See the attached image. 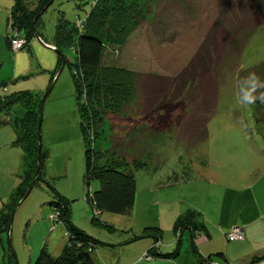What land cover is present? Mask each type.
Masks as SVG:
<instances>
[{
  "label": "rangeland",
  "instance_id": "374dc122",
  "mask_svg": "<svg viewBox=\"0 0 264 264\" xmlns=\"http://www.w3.org/2000/svg\"><path fill=\"white\" fill-rule=\"evenodd\" d=\"M169 1L175 0H161L157 6L158 9L161 10L163 4ZM91 2L92 0H54L42 14L39 34L48 44H51L57 17L63 14L70 23H74L76 19H84L91 8ZM227 3L228 0H189L191 9L173 10L172 24L168 33L160 35L159 38H153L148 33V26L143 24L129 36L122 55L127 58L125 61L130 70L156 76L146 81L153 82L155 85L142 86L139 96H136L137 104L133 103L129 107V117L121 120L119 124L129 129L127 131L129 142L128 140L125 142L130 143L129 152H132V148L138 149L137 146L141 143L144 145L142 147L145 150L144 156L150 166L154 168L160 166L165 174L181 167L177 172L179 180L182 179L180 176L184 177L182 165L190 161L192 164L195 163L191 165L192 170L187 176L188 185H182L186 188L188 196L191 192H195L197 180L199 182L201 179L206 180L202 177L210 174L211 170L218 171L221 179L230 177L237 181L253 180L256 173L251 167L252 163L258 161L261 155L264 157V152L258 154L257 151H261L256 149L259 146L264 151V123L259 119L256 109L264 110V66L259 73L255 70L251 72L253 75L250 77L245 75V82L242 84L243 92H241L243 95H249L251 100H243L240 97L238 86V74L241 70L264 62V24L250 29L251 26H247L250 22L244 20L243 24L247 22V27L238 37H233L229 51L221 60L217 69V103L209 115L208 122V131L212 130V135L204 142L188 147L187 141L181 139L183 133L180 129L185 126L189 115L193 112V103H196V100L191 99L192 96L183 98V101L179 96L176 100L174 96L171 102L165 105L167 107L160 106L157 101L146 111L141 108L145 107V102L159 94L160 91L157 89L164 83L159 76L173 77L194 56L215 17L218 14H221V18L225 16L226 11L224 15L222 14L226 10L223 8ZM10 6L11 0H0V61L2 62L0 82L14 77L17 69L15 56L4 41V35L8 31L6 17ZM235 12L238 13V10ZM227 21L236 23L237 17L232 18V13H229L228 18L225 19V22ZM150 22L151 19L148 23ZM44 51L52 59L42 62L39 69L35 68V59L40 57L41 53L38 55L34 50L31 51L27 60L18 64L19 71L23 65L35 67L29 72H22L21 74L30 76L26 80H19L18 86L14 87L29 88L42 99L54 80V85L43 104L40 128L41 145L47 151V157L43 161L39 178L26 197L13 210L9 234L7 231L0 233V264H30L36 258L43 243H46V248L53 255L60 253L62 248L54 250L52 244L47 245L52 240L67 239L63 222L53 223L50 217L54 210L50 202L58 195L68 203L70 217L79 228L100 241L110 244L109 246L98 245L94 249L93 257L96 264H129L130 260L138 257L131 256L133 251H130V248L137 246L135 245L137 242H143L142 237L134 242L130 236L142 233L147 224H156L159 215L168 208V205L156 206L155 201H150L148 198L150 191L147 190L149 181H146L148 175L145 174V170L139 169L136 171L138 187L132 213L102 211L98 215L99 222L97 224L91 222L94 211L85 200L88 188L83 180L84 143L80 131L72 69L68 63L62 68V64L56 66V52ZM65 51L68 61L73 62L76 56L75 50L71 48ZM14 87L11 86L9 89ZM174 88L170 87V93L175 91ZM196 92L197 89L190 91L191 95ZM168 98L171 97L168 95ZM23 111V107L17 104L12 109V115L19 117L23 115ZM7 117L1 115L3 120ZM106 124L110 125L109 121ZM104 126L102 138L97 140L94 146L96 149L100 147L103 150L106 147L117 149L112 147L114 143H111L112 137L109 136L108 126ZM14 138L15 131L12 125L6 122L1 123L0 149H3L0 150V208L20 185L23 176L25 151L21 144H12ZM206 166L210 169L208 172ZM161 176L165 175L161 174ZM175 178L170 176V184L160 188L161 193L170 195L171 192L172 206L177 204L174 202V195L180 187L174 182ZM204 182L205 184L201 186L207 189L212 187L213 190L218 189L215 184ZM97 187L98 183L93 182L89 189L93 190ZM139 224H141V232L136 233L132 227L137 228ZM108 226L114 229L110 230ZM127 233H129V239L121 243L120 241L128 236ZM147 234L149 235H143L145 241L148 240L146 238L153 239L151 232ZM144 257L142 254L141 258L144 259Z\"/></svg>",
  "mask_w": 264,
  "mask_h": 264
},
{
  "label": "trees",
  "instance_id": "16d2710c",
  "mask_svg": "<svg viewBox=\"0 0 264 264\" xmlns=\"http://www.w3.org/2000/svg\"><path fill=\"white\" fill-rule=\"evenodd\" d=\"M52 2L50 0H11L9 14L6 17L8 31L4 35V41L11 51L13 35L9 29L15 30L17 36L25 38V45L21 48L23 50L29 48L31 40H37L35 33L39 36L40 42L48 44L38 30L42 25V14ZM160 2L161 0H92L91 8L84 19H76L74 23H70L63 14L58 16L52 43L48 44L58 51L57 66L64 62V64L68 63L72 69L80 131L84 143L83 180L88 188L85 200L94 211L91 218L93 224L99 222L98 215L102 211L132 213L138 187L137 170L143 169L149 176H153L159 170L162 171L160 166L155 168L150 166L144 156L145 150L142 148L144 145L141 143L137 146L138 149L132 148V152H129V133H127L129 129L119 125L121 120L129 117V107L133 103L137 104V97L142 86L155 85L153 82L146 81L156 77L153 74H143L129 69L125 61L127 58L122 56L129 36L146 24L148 33L153 38H159L160 35L163 36L170 31L173 10L191 9L189 0L165 2L159 10L157 6ZM223 9H226L222 14L224 15L226 11L225 16L221 18V14H218L215 17L203 42L189 62L171 78L159 76L161 81H164L157 89L160 91L159 94L145 102V107H141L146 111L157 101L160 106L167 107L165 105H168L174 96L176 100L179 96L181 101L189 95L192 96L191 99L196 100V103H193V112L189 115L185 126L180 129L183 133L181 139L187 141L188 147L197 146L209 137V115L217 103V69L224 55L229 51L233 37H238L247 26L253 29L264 24V0H228ZM236 10L238 13L235 12ZM229 13H232V18L237 17L236 23L225 22ZM149 19H151L150 23H148ZM244 20L250 23L243 24ZM71 48L75 50L76 55L73 62L68 61L65 51ZM1 65L0 61V67ZM263 66L264 62L239 72V95L243 100H251L249 95L242 94L245 75L250 77L253 75L251 72L255 70L259 73ZM29 76L19 75L0 82V124L6 122L12 125L15 131L12 144H21L25 151L21 183L0 208V233L7 231L13 210L25 196L37 166L38 114L41 99L29 88L14 87L18 86L19 80H26ZM10 85L14 88L9 89ZM171 86L175 87L173 93L169 91ZM195 89H197L196 94L191 95L190 91ZM168 95L171 98H168ZM17 104L24 109L23 115L19 117L12 115V109ZM256 109L259 119L264 123V115H262L264 110ZM1 115L8 117L3 120ZM107 121L110 125L106 124ZM104 125L108 126L109 136L112 137L111 143H114L112 147L117 149L106 147L103 150L100 147L96 149L94 146V143L102 138ZM127 140L128 142L125 143ZM46 155L47 151L41 145V167L33 184L39 178ZM184 176L186 177L187 174ZM93 182L98 183V187L90 190ZM50 204L54 206L50 217L53 223L63 222L67 239L58 255H53L46 248V243H43L36 258L30 264H96L93 257L94 249L98 245L109 246L110 244L100 241L79 228L70 217L68 203L59 195ZM53 214H56L55 220L52 218ZM201 227H205L201 214L195 210L185 211L175 220L176 243L174 248L167 252H161L157 246L162 237L160 226L149 225L142 233L130 238L135 241L151 232L155 243L144 252V259L173 258L179 253L182 232L188 230L190 237H194L195 232H200ZM108 229L114 228L108 226ZM127 239L129 237L121 243L127 242ZM223 254V252H217L208 258L219 264H228L218 261L221 258L225 259ZM260 258L261 256H255L247 264H253ZM200 262L206 264L203 260Z\"/></svg>",
  "mask_w": 264,
  "mask_h": 264
},
{
  "label": "crops",
  "instance_id": "0c3cea01",
  "mask_svg": "<svg viewBox=\"0 0 264 264\" xmlns=\"http://www.w3.org/2000/svg\"><path fill=\"white\" fill-rule=\"evenodd\" d=\"M42 47H44V50L54 51L52 48L45 46V44L36 39L31 40L27 50L21 49L17 52H12L9 49L15 56V66L17 69L15 71L14 77L23 75L21 74L22 72H29L31 69H33V67H35L23 65L21 66V70H18V64L22 63L25 59L27 60V57L30 55L32 50L36 51L38 55L41 53L40 57L35 59L36 69H39V67L42 65V62H46L47 59L51 58L45 53ZM58 60L59 59L57 55V59L55 58L56 66ZM211 131H209V137L212 135ZM2 149L3 148L0 150ZM256 149L261 151H257L258 154H262L264 152L259 146H257ZM193 164L191 161L189 163L183 164L182 174H187V176H189L192 170L191 165ZM206 167L208 172L210 169L208 166ZM251 167L255 171L254 173H256V177L249 181L246 179H242L240 181H237L236 179L232 180L230 177H228V179H221L220 175L217 173L218 171L211 170L209 171L210 174L202 177L206 180L201 179V182L197 180L195 184L196 190L195 192H191L190 196H188L186 188L182 187L183 184L188 185V177L180 176L182 179L179 180L177 175V172L181 167L171 171L168 174H165V172L159 170L158 172L154 173L153 176L148 175V178L146 179V181H149L147 190L150 191V195L148 198H150V201H155L156 206L168 205V208L163 210L162 214L159 215L158 219L156 220V224L145 225V227L149 225H157L162 228L163 236L157 245L161 252L171 251L174 248L177 236V234L175 235L176 232L174 230V223L175 220L185 211H198L202 216L205 227H201L200 232H195L194 237H190L188 230L183 231L179 253L173 258L155 257L152 260L142 259L141 255L144 254V252L151 248L155 243L151 237L146 238L148 239L147 241H145V239L142 237L143 242H137V244H135L137 246L130 248V251H133L131 256L138 257L130 260L129 264H201V260L206 262L209 259L208 256L214 255L217 252L224 253L223 255L225 259H218V261L221 263L247 264L255 256H261V258L253 264H264L263 155H261L258 161L253 162ZM161 174H164L165 176L162 177ZM174 175H176L178 178L173 180L175 183L179 184L180 187L177 189V194L174 195V202L177 204L172 206L171 192L170 195L166 194L165 192L161 193L160 188L170 184L169 181L171 179L169 178L170 176ZM204 181H208L212 185L215 184L218 186V189L213 190V187L207 189L206 187L201 186L205 184ZM236 225L243 228V239L229 241L226 234L233 226ZM140 226L141 224H139L137 228L132 227V229L136 233H139L141 232ZM168 227L171 228L172 232L170 228L168 229ZM127 235L128 236L126 238L129 237V233H127ZM65 241V238L58 239L57 241L52 240L48 242L47 245L50 246V244H52V248L54 250H59L63 247Z\"/></svg>",
  "mask_w": 264,
  "mask_h": 264
},
{
  "label": "water",
  "instance_id": "95a60500",
  "mask_svg": "<svg viewBox=\"0 0 264 264\" xmlns=\"http://www.w3.org/2000/svg\"><path fill=\"white\" fill-rule=\"evenodd\" d=\"M53 0H50V2H52ZM35 33V32H34ZM35 37L37 38V40L40 41V38L39 36H37V34L35 33ZM45 44V46L49 47V48H52L54 50V52L58 53L57 49L54 48L53 46L51 45H48L46 43H43ZM64 65V62H62V65H61V68L63 67ZM54 85V80L50 83V85L48 86L45 94L43 95L42 99H41V102H40V106H39V114H38V155H37V166H36V170H35V174L29 184V186L27 187V191L25 193V196L21 199V201L26 197V195L29 193L32 185H33V182L34 180L37 178L38 176V173H39V170H40V167H41V163H40V149H41V138H40V128H41V121H42V110H43V104H44V101L46 99V97L48 96V94L50 93L52 87ZM20 201V202H21ZM19 202V203H20ZM10 227H11V221L9 222V225H8V228H7V233L9 234L10 232Z\"/></svg>",
  "mask_w": 264,
  "mask_h": 264
},
{
  "label": "built area",
  "instance_id": "2783aa9c",
  "mask_svg": "<svg viewBox=\"0 0 264 264\" xmlns=\"http://www.w3.org/2000/svg\"><path fill=\"white\" fill-rule=\"evenodd\" d=\"M9 31L13 35V39L11 40V45H10L11 49L12 51L17 52L21 50V48L25 45V38L17 36V32L15 30L9 29ZM52 218L55 220L56 214H53ZM226 236L229 241L241 240L243 239V228L238 225L233 226L227 232ZM206 264H219V263L208 259V261H206Z\"/></svg>",
  "mask_w": 264,
  "mask_h": 264
}]
</instances>
